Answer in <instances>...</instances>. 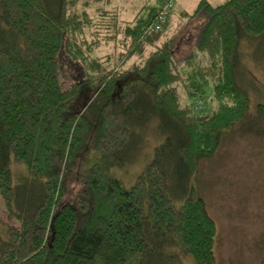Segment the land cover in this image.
I'll return each mask as SVG.
<instances>
[{
  "label": "trees",
  "instance_id": "trees-1",
  "mask_svg": "<svg viewBox=\"0 0 264 264\" xmlns=\"http://www.w3.org/2000/svg\"><path fill=\"white\" fill-rule=\"evenodd\" d=\"M102 2L60 0L53 17L44 0H0V200L12 222H0V264H158L172 261L169 249L215 264L216 223L198 193L175 205L166 164L177 161L189 183L246 119L240 43L264 36V0H201L180 13L206 16L184 70L168 36L172 8L159 18L162 3L144 7L125 22ZM101 44L115 52L94 56ZM64 55L79 78L67 88ZM253 113L264 118V104ZM144 118L169 135L126 187L116 171ZM12 162L24 185H14Z\"/></svg>",
  "mask_w": 264,
  "mask_h": 264
},
{
  "label": "rangeland",
  "instance_id": "rangeland-1",
  "mask_svg": "<svg viewBox=\"0 0 264 264\" xmlns=\"http://www.w3.org/2000/svg\"><path fill=\"white\" fill-rule=\"evenodd\" d=\"M164 1L166 0H108V3L102 2L98 6L116 12L120 20L128 22L144 7H159ZM172 1L168 36L174 38L173 50L177 67L184 70V62L193 52L196 53L195 47L206 16L200 15L195 20H181L178 15L182 12L192 13L201 0ZM205 1L217 6L227 0ZM44 3L51 16L59 15L60 0H44ZM110 52L114 53L115 50L110 45L101 44L94 56ZM240 53L243 54L242 64L246 68L245 75L242 71L239 72L243 82L240 87L249 100L247 114L252 112L250 118L247 115L246 119L236 124L234 129L238 131L221 140L222 145L212 158L199 162L197 178L191 179L189 183H185L182 178L177 161L171 160L166 164L170 186L176 193L173 199L175 205L179 206L185 195L198 193L205 201L208 214L216 223L215 264H264V118L257 119L253 113L257 105L264 104V36L250 43L243 40L240 43ZM198 56L201 58L203 55ZM131 63L132 61H128L126 67ZM59 65L63 88L78 81L77 74L73 72L76 65L73 61L64 55ZM179 95L181 106L189 104L181 89ZM203 103L207 110L216 106L211 100L210 91ZM132 126L133 139L121 156L120 166L116 171L126 187L131 186L136 177L145 171L154 159L156 148L169 135L167 125L154 118L135 121ZM238 132L244 134L240 135ZM10 168L14 185H18L20 174H25V171L13 162ZM24 183L26 181L21 180L19 185ZM27 187L26 192L36 195L35 188L30 189L29 185ZM0 222L12 224L1 200ZM168 251L173 255L172 261L163 259L158 264H193L191 259L183 257L175 249Z\"/></svg>",
  "mask_w": 264,
  "mask_h": 264
},
{
  "label": "built area",
  "instance_id": "built-area-1",
  "mask_svg": "<svg viewBox=\"0 0 264 264\" xmlns=\"http://www.w3.org/2000/svg\"><path fill=\"white\" fill-rule=\"evenodd\" d=\"M172 0H166L164 1L160 6V15L159 18H162L165 14H167L170 9L172 8ZM194 108L196 110H200L201 108V102L199 100L194 101Z\"/></svg>",
  "mask_w": 264,
  "mask_h": 264
}]
</instances>
